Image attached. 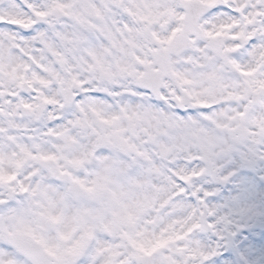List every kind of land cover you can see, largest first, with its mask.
<instances>
[{
	"label": "snow or ice",
	"instance_id": "6c2138e0",
	"mask_svg": "<svg viewBox=\"0 0 264 264\" xmlns=\"http://www.w3.org/2000/svg\"><path fill=\"white\" fill-rule=\"evenodd\" d=\"M0 264H264V0H0Z\"/></svg>",
	"mask_w": 264,
	"mask_h": 264
}]
</instances>
